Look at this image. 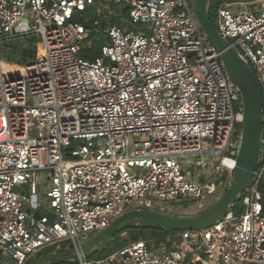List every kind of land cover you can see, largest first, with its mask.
Masks as SVG:
<instances>
[{
	"label": "built area",
	"instance_id": "obj_1",
	"mask_svg": "<svg viewBox=\"0 0 264 264\" xmlns=\"http://www.w3.org/2000/svg\"><path fill=\"white\" fill-rule=\"evenodd\" d=\"M95 1L0 0V43L35 36L41 49L14 73L0 58V264H26L64 240L78 251L128 211L165 214L155 205L186 200L200 208L231 183L240 92L206 45L192 0H101L128 10L125 27L86 18ZM249 6L223 4L211 20L262 93L261 151L239 197L244 211L235 216L234 201L208 228L166 234L155 253L140 240L102 259L77 255V264H264V0ZM88 37L102 39L95 58ZM184 165H194L192 176ZM35 172L46 174L51 216L33 218Z\"/></svg>",
	"mask_w": 264,
	"mask_h": 264
},
{
	"label": "water",
	"instance_id": "obj_2",
	"mask_svg": "<svg viewBox=\"0 0 264 264\" xmlns=\"http://www.w3.org/2000/svg\"><path fill=\"white\" fill-rule=\"evenodd\" d=\"M212 0H192L191 10L200 30L205 34L209 44L219 54V61L225 75L236 85L242 102L241 138L235 157L233 175L230 185L217 201L205 211L191 216H172L150 210L128 211L115 219L106 229L84 239L72 254L90 258L103 251L113 240L115 234L124 224L132 219H143L154 227L180 232L184 230H202L221 221L229 207L252 184V176L256 170L262 134V93L256 76L248 63L240 58L237 51L223 39L210 17ZM134 29V27H132ZM15 35V30L13 31ZM36 48L38 50L36 51ZM34 56H40V39L35 36H15L0 43V58L6 63L23 64ZM27 196V192H20ZM39 217L35 211L33 218ZM68 255V254H67ZM64 255L49 254L32 264H48L53 259Z\"/></svg>",
	"mask_w": 264,
	"mask_h": 264
},
{
	"label": "rangeland",
	"instance_id": "obj_3",
	"mask_svg": "<svg viewBox=\"0 0 264 264\" xmlns=\"http://www.w3.org/2000/svg\"><path fill=\"white\" fill-rule=\"evenodd\" d=\"M237 2H241V3H245L250 5L249 7L251 9H259L260 7V0H254V1H236ZM97 14H100L101 17L103 19H106L107 21L110 20V16H114L111 8H110V4L108 3V1H101V0H97L95 1V5L91 6L90 8V13H84V16H86V18L88 19H92L94 17H96ZM77 17L75 18L76 21ZM79 22H84L83 20L77 19ZM23 26V24H20L19 29ZM26 27H30L31 26V21H29L28 24H25ZM22 29V28H21ZM91 37H88L87 42L85 43V45L88 43V41L92 40L90 39ZM206 45H210L209 42H206ZM4 62V61H3ZM5 69H10L11 73H14L15 70L18 69V66L15 64H8L5 63ZM13 76V75H11ZM194 162L195 159H189V162ZM188 163V162H186ZM183 171L189 175L192 176L193 174V170L195 169L194 165L193 167L190 168H185L182 166ZM233 175V172H232ZM46 177V174L44 172H35L34 173V180H38L40 179L41 181H37L40 182L37 185V197H38V211L41 214L47 215V216H51V211L48 208V203H47V198L45 196V192H44V186L46 185V179L44 180V178ZM201 183H204V179L200 180ZM217 182V181H216ZM230 185V184H229ZM228 184H224L223 186H220L217 189V195L216 198L212 199V201L210 203L207 204H203L200 208H198V204L201 201H190V200H186V201H179V202H171V203H165L162 202L160 204H156V208H160V207H164L165 210H168L167 215H172V216H180L184 213V210L186 209H191L190 211L196 212L195 214H199L202 213L203 211H205L210 205L211 203L213 204V202L217 199H219L220 197H222V195L225 193V191L227 190ZM216 200V201H217ZM133 203V202H132ZM135 204V203H134ZM133 205V204H132ZM244 211L243 208H241V205L239 203V205L236 207L234 214L235 216L239 215L240 213H242ZM194 214V215H195ZM125 224H131V225H141V224H145V221L143 219H132L127 221ZM148 231H144V234L142 237L143 240H148V242H154V238L151 239V237H149ZM172 234V233H169ZM115 240L118 239V243H116L115 241H112L103 251L93 255L92 257H90V259H102L110 254H114L116 253L122 246H123V241H128L129 240V235H127L126 231H122L120 233H118L116 235V237H114ZM113 238V239H114ZM165 243V242H164ZM160 245V243L158 244H153L150 247V251L152 253H155V250L158 248V246ZM166 246V244H164ZM167 251L171 250L173 247V245L170 246H166L165 247ZM73 252V245L71 244V241L69 240H64V241H60L57 244L53 245V246H49L45 249H43L42 251H40L38 254H35L34 256H32L26 264H32L36 261H38L41 257H45L46 255L49 254H59V255H64L63 257L59 258V259H53L52 261H50L48 264H77V256L75 254H72ZM68 254V255H67ZM202 258H205V255L202 256Z\"/></svg>",
	"mask_w": 264,
	"mask_h": 264
},
{
	"label": "trees",
	"instance_id": "obj_4",
	"mask_svg": "<svg viewBox=\"0 0 264 264\" xmlns=\"http://www.w3.org/2000/svg\"><path fill=\"white\" fill-rule=\"evenodd\" d=\"M236 1H247V0H212L210 3V10H209V17L210 20H212V17L214 15L215 10L223 5V4H228V3H233ZM249 1H254V0H249ZM110 8L112 11H114L116 13V16H110V20L107 21L106 19H103L101 16L99 17V19L101 20V24L104 25L106 23L109 24H117L120 27H125V21L128 20V10L124 7H117L114 5H110ZM86 13H90V10L87 9L85 11ZM83 24L86 27H90L91 22H83ZM130 30H133L132 27H129ZM92 48L89 50V54L88 57L89 58H95L98 56L99 54V47L101 46V42L102 39H100V41L94 40L92 39ZM259 191L261 193L262 199H261V203H262V207H263V213H264V181L261 182V184L259 185ZM238 201V203H240L239 198L236 200ZM235 201V202H236ZM242 208V206H241ZM126 231L127 235H129V240L128 241H123V246L131 243V242H136V241H140L143 240L142 237L144 234V231H148V235L149 237H151V239L154 238V242H148V240H144L147 243V246L150 247V245L152 244H158L163 242V238L166 234L169 233H176V232H172L169 230H165V229H161L158 227H154L152 226L150 223L145 221V224H141V225H131V224H124V226H122L119 231L115 234L114 237H116V235L122 231ZM115 241L116 243H118V239L115 240V238L112 240Z\"/></svg>",
	"mask_w": 264,
	"mask_h": 264
},
{
	"label": "crops",
	"instance_id": "obj_5",
	"mask_svg": "<svg viewBox=\"0 0 264 264\" xmlns=\"http://www.w3.org/2000/svg\"><path fill=\"white\" fill-rule=\"evenodd\" d=\"M37 181H41V180L38 179ZM37 183L39 184L40 182H37ZM191 209H193V208L184 210V213L182 215H180V216H191V215H194L196 212L190 211Z\"/></svg>",
	"mask_w": 264,
	"mask_h": 264
},
{
	"label": "flooded vegetation",
	"instance_id": "obj_6",
	"mask_svg": "<svg viewBox=\"0 0 264 264\" xmlns=\"http://www.w3.org/2000/svg\"><path fill=\"white\" fill-rule=\"evenodd\" d=\"M38 50V48H36V51ZM31 53H33V51L31 52ZM34 55H35V53H33V56L32 57H34Z\"/></svg>",
	"mask_w": 264,
	"mask_h": 264
},
{
	"label": "bare ground",
	"instance_id": "obj_7",
	"mask_svg": "<svg viewBox=\"0 0 264 264\" xmlns=\"http://www.w3.org/2000/svg\"><path fill=\"white\" fill-rule=\"evenodd\" d=\"M24 27H25V25L23 24V26L21 28H24ZM4 67H5V65H4Z\"/></svg>",
	"mask_w": 264,
	"mask_h": 264
}]
</instances>
